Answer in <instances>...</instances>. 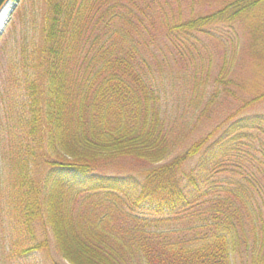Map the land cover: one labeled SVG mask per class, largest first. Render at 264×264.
I'll list each match as a JSON object with an SVG mask.
<instances>
[{"label": "trees", "instance_id": "16d2710c", "mask_svg": "<svg viewBox=\"0 0 264 264\" xmlns=\"http://www.w3.org/2000/svg\"><path fill=\"white\" fill-rule=\"evenodd\" d=\"M183 1L44 0L42 43L23 48L15 85L0 91L11 261L30 264L52 234L70 264H264V112L253 111L264 86L240 81L229 50L216 70V49L207 56L203 44L241 21L256 29L250 15L264 0H218L216 10ZM172 45L196 67L189 97L208 120L189 141L159 72ZM197 156L205 162L188 172ZM143 215L195 224L162 233L129 224Z\"/></svg>", "mask_w": 264, "mask_h": 264}, {"label": "rangeland", "instance_id": "374dc122", "mask_svg": "<svg viewBox=\"0 0 264 264\" xmlns=\"http://www.w3.org/2000/svg\"><path fill=\"white\" fill-rule=\"evenodd\" d=\"M193 1L186 0L183 3L186 5L187 3H193ZM217 1L196 0V8L216 10L215 7H218L216 5ZM16 4L17 0H9L6 5L15 7ZM45 11L46 5L44 0H21L15 10L12 8L6 29L0 37V91L7 86L11 88L12 85H15L13 72H16L18 69L19 59L23 56V48L30 49L31 47L34 48L41 45L44 35ZM250 20L258 25L256 29L255 27L248 28L241 21L234 29L229 27L218 28L215 31L216 38L208 37L204 40L203 44L208 46L207 56L212 53L213 49H216L214 53L216 57V70L222 66V57L224 56L225 50H229L228 57L231 63L227 67L229 68L231 66L232 69H235L234 71L239 72L241 75L240 81H244L250 89H256L257 86L261 87L262 84L264 86V3L259 4L252 11ZM260 23L262 26H259ZM232 39H235L234 44L232 43L234 48H229ZM225 44H227V47ZM176 46H171L173 48L172 53H169L166 49L160 52V59H158L160 61L159 72L169 80V83L166 81V86L169 90L168 103L170 114L173 118L185 117L184 120L188 126L186 128L189 141L191 138L193 139L204 135L209 130L207 129L208 120L206 118L202 121L197 120L199 112L197 108H194L192 98L189 97V89L195 81L190 82L188 79L195 74L196 67L191 61V58L185 56V53L181 50L183 48H180L178 45ZM234 49L235 53L230 54V51ZM205 65L209 67L208 62ZM13 95H11L10 100L12 99L16 102L17 98ZM253 111L264 112V103L258 104ZM0 129L6 128L0 126ZM13 132L15 140L18 141V135L20 133L17 129H14ZM204 162L203 156L194 157L186 164L185 169L189 172L197 168L195 167L196 165L203 164ZM58 187H62V184H59ZM156 218L165 219L162 217L143 215V217L140 216V218H137L138 221L132 217L128 218V222L129 224L138 226V229H144L151 233L183 231L195 224V220L190 217L177 221H167L165 219L160 222H155L152 220ZM11 232L12 228L3 222L0 208V264H17L11 261L10 258H7L2 252L5 239ZM49 238L51 241L50 249L44 252L33 253L28 257L30 264H70L58 250L52 234H49ZM39 239L42 238L39 237ZM233 264H248V262H244L242 259H233Z\"/></svg>", "mask_w": 264, "mask_h": 264}, {"label": "bare ground", "instance_id": "6f19581e", "mask_svg": "<svg viewBox=\"0 0 264 264\" xmlns=\"http://www.w3.org/2000/svg\"><path fill=\"white\" fill-rule=\"evenodd\" d=\"M12 8V6L6 5V7H4V9L0 13V37L3 35L6 29Z\"/></svg>", "mask_w": 264, "mask_h": 264}, {"label": "water", "instance_id": "95a60500", "mask_svg": "<svg viewBox=\"0 0 264 264\" xmlns=\"http://www.w3.org/2000/svg\"><path fill=\"white\" fill-rule=\"evenodd\" d=\"M9 0H0V13L1 11L4 9V7L6 6V4L8 3ZM20 0H17V4ZM17 4L15 5V7H13V10L16 8Z\"/></svg>", "mask_w": 264, "mask_h": 264}]
</instances>
